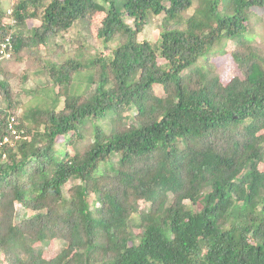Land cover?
I'll return each instance as SVG.
<instances>
[{"label": "trees", "instance_id": "16d2710c", "mask_svg": "<svg viewBox=\"0 0 264 264\" xmlns=\"http://www.w3.org/2000/svg\"><path fill=\"white\" fill-rule=\"evenodd\" d=\"M11 9L0 2V41L12 38L11 59H0V143L26 107L3 62L45 75L57 97L14 115L23 134L0 147L3 264H264V15L255 12L264 0H19ZM98 13L100 52L84 60L78 46L62 62L58 45L39 55ZM151 23L153 41L143 35ZM218 55L237 72L227 81L211 62ZM86 71L92 88L55 111ZM56 240L62 247L44 258Z\"/></svg>", "mask_w": 264, "mask_h": 264}, {"label": "rangeland", "instance_id": "374dc122", "mask_svg": "<svg viewBox=\"0 0 264 264\" xmlns=\"http://www.w3.org/2000/svg\"><path fill=\"white\" fill-rule=\"evenodd\" d=\"M19 0H0L2 3V7L4 10L11 9ZM123 1V0H122ZM106 6V5H105ZM107 9V8H106ZM255 12L257 13L258 16H262L264 10L262 9H256ZM103 13H98V15L93 18L92 22L89 23V25H84L83 23H75L74 26L68 31L65 32L56 38H53L48 41V48L43 49L39 48V55L42 57H52V55L58 51L57 46L62 45V48L67 51L65 54L64 58L61 59L62 62H64L66 59L74 56V54H77L79 51L76 49L78 46L79 47H84L85 51L83 53V59L88 60L90 59L91 55H94L95 53H98L102 49V45L99 40L96 39V30L99 27V20L102 18ZM188 15V14H187ZM186 15V16H187ZM161 19V15L156 18V20ZM155 20V21H156ZM252 21L256 23H261L258 21L257 17H252ZM157 22V21H156ZM151 27L146 31L145 34H143L146 38L150 40H154L156 37L157 29L154 23H151ZM37 25V22H32L29 24V27H33ZM260 28L264 31V27L260 24ZM81 33V35H79ZM241 44V41L238 39L236 41H229V44H227V53L228 51L236 48ZM23 56L28 57V53H23ZM220 57H213L211 62L214 64L216 67V72L219 74L221 77L222 81H227L229 78H231L235 72L234 67L232 65L231 59L229 55H225L222 57V55H218ZM160 64L163 62L160 60ZM1 64V61H0ZM3 68L5 71H10L11 73H16L15 79L11 82V87L14 93L18 94V98L21 101L23 105L29 106V105H36L39 108H44V105H50V102H52L53 99H56V93L57 89L50 90L49 87H51V82L49 81V78H47L45 75L37 73L36 71H31L27 72V66L26 64L19 65V66H13L10 64H5L4 62L2 63ZM25 73H28L27 79L23 80V77ZM90 75H92V72H81L75 74L72 83H71V88L69 95L66 97L60 98V101L58 102V106L55 111H59L62 107L63 104L66 102H71L73 100H78L82 98L86 93L91 89L92 85L90 80ZM47 85L48 88H47ZM39 89V90H46L49 94V96H42L40 94L43 93L39 92L38 99L34 98V92ZM40 99V100H39ZM58 99V98H57ZM39 100V103H37ZM2 106H5L4 103L1 104ZM24 107V108H26ZM24 108H19L17 111L12 112L17 113L20 117L24 113ZM28 108V107H27ZM30 108V107H29ZM134 111L130 114V116L134 115ZM14 114V115H17ZM74 183L71 181L68 183L66 186L63 187V191H67V189L73 185ZM208 187H202L199 188V191H203L207 189ZM88 203H91L94 193L93 192H88ZM144 203H140L138 206V210L135 213L136 219L139 221L140 217L142 215V208L144 207ZM27 213H25L22 210H19L17 212V219L18 221L23 220L24 218L27 217ZM137 225L133 224L131 226V234L132 237L135 238L137 234ZM63 241L61 240H56L49 244L43 253V257L46 259H51L53 258L59 251V249L62 247ZM1 251H0V264H3L2 261V256H1Z\"/></svg>", "mask_w": 264, "mask_h": 264}, {"label": "built area", "instance_id": "2783aa9c", "mask_svg": "<svg viewBox=\"0 0 264 264\" xmlns=\"http://www.w3.org/2000/svg\"><path fill=\"white\" fill-rule=\"evenodd\" d=\"M12 9L7 10V15H11ZM13 21H9L10 25H13ZM12 57V38L11 36H7L4 40L0 41V59L9 60ZM17 120L14 115L9 117L7 122V130L10 134L9 138H4L3 141L0 143V147L6 143H9L13 140L20 139L22 136V132H19L17 127ZM4 158V155L2 156Z\"/></svg>", "mask_w": 264, "mask_h": 264}, {"label": "clouds", "instance_id": "9594fccd", "mask_svg": "<svg viewBox=\"0 0 264 264\" xmlns=\"http://www.w3.org/2000/svg\"><path fill=\"white\" fill-rule=\"evenodd\" d=\"M16 141V140H15Z\"/></svg>", "mask_w": 264, "mask_h": 264}]
</instances>
